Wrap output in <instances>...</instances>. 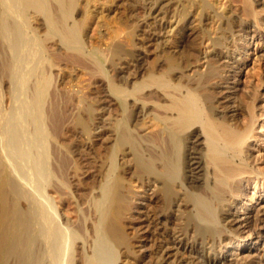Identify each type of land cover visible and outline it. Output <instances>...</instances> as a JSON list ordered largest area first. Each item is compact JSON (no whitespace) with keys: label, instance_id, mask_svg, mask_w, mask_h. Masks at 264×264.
I'll return each instance as SVG.
<instances>
[{"label":"bare ground","instance_id":"1","mask_svg":"<svg viewBox=\"0 0 264 264\" xmlns=\"http://www.w3.org/2000/svg\"><path fill=\"white\" fill-rule=\"evenodd\" d=\"M99 3L0 0V264H240L256 247L234 210L264 179L261 54L237 81L263 0H155L147 67L148 42L87 41ZM257 206L244 221L259 229Z\"/></svg>","mask_w":264,"mask_h":264},{"label":"rangeland","instance_id":"2","mask_svg":"<svg viewBox=\"0 0 264 264\" xmlns=\"http://www.w3.org/2000/svg\"><path fill=\"white\" fill-rule=\"evenodd\" d=\"M101 2H103V4H101ZM150 2L151 3H149L147 0H100L99 5L92 7V10H95L94 11L95 13L93 12L95 18L92 21H90L89 27L87 28L86 31L87 41L95 40L94 38L96 36L103 37L106 40L109 37V34L113 32L114 34L118 33V36L121 35V37L123 35H124L123 37L128 36L127 39L133 41V43L135 42V44L141 43L144 45H148L147 44L148 42L150 43L149 45L150 47L147 46V48L150 51L149 54L150 53L151 54L147 55L148 56L147 61L144 65L145 67H147L148 62L152 61L155 57V49H154L155 27L157 25L155 19L156 16L155 4H154L155 0L154 1L152 0ZM260 16L264 20V10H261ZM259 32H260L259 36L264 37V29H259ZM177 37L178 36H176V38ZM259 38L260 37L258 38L255 37L252 39H249L248 37L246 38L247 41L246 50H248L247 53L249 57L245 59L246 68L243 67L241 68V74L239 75L237 81V82H242L243 85L250 84L249 82H247L248 78L246 77V75L248 74V71L252 66V62L255 61V59H257L255 57L258 54H261V58L263 57V60H261L262 68H263L261 79L264 81V40L263 42L262 41L260 42ZM173 39H175V37ZM256 63H259V61H256ZM67 74L68 77L65 78V81L68 78L69 80L71 79L72 81L71 83L76 84L78 82L82 94H84L85 96L89 95V97L91 96L90 90L92 92L93 86H91V79L87 77V75L83 74L85 75L83 77L82 72L79 70H75L72 73L70 71V73L67 72ZM72 75L73 77H71ZM139 78L138 80H141V78L140 79ZM81 85H83L84 89L83 87H81ZM82 89L85 90L86 93L85 91L83 92ZM66 91L69 92V89H65V92ZM259 93L262 94V98L256 109V120H257L255 124L256 139H252L253 157L254 159H260L258 160V163H260V161L264 159V156L263 157L261 156L262 154H264V126L260 127V125L262 124L264 125V89L260 88ZM95 139L93 145L95 143H98L97 147L103 145L105 142L103 141L105 139L103 138V136L96 137ZM86 146L87 145H84L83 142L84 150L87 152L88 149H86ZM88 153L90 157H92L91 155L92 153L90 151ZM86 157L89 156L87 155ZM259 166L261 169L263 168V165H259ZM86 175L87 174H84L83 177H85ZM255 182L256 183L254 182L250 183L249 186L247 187L244 186L245 196H243L241 199L237 201V206H236L237 208L234 210V212L237 211L236 221L239 225L241 235L243 237H246L250 233H252L251 236H249L248 238L250 241L247 242V245H252V247L254 246L256 247L253 250L251 248L249 251L243 253L244 258L239 261L240 264H264V228H262L261 224L259 226V229L255 226H246L244 221L245 212H246V210L244 209L246 207L251 208V206H253L254 203L258 204L257 207L260 211L259 215H262L264 217V179L259 178ZM254 194H255V198L257 197L258 194H261L260 198L258 200L256 199L250 200V197ZM145 195L146 196L149 195L152 197L150 191H146ZM153 211H155V205L153 203L148 204V206L143 207L142 209L139 210L135 209V211L132 213V217L134 219L132 225H134L135 227H143L145 225V223L143 222L145 219V215L143 213L153 212ZM237 244L238 241H232L230 244H228L226 248H224V250L226 251L224 257L230 258L238 254L240 249L237 250L235 248ZM143 256L145 257L146 254H143ZM144 259L145 261L147 260V258Z\"/></svg>","mask_w":264,"mask_h":264}]
</instances>
